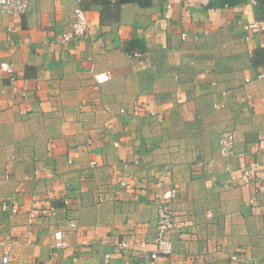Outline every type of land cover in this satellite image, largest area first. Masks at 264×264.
Here are the masks:
<instances>
[{"label": "crops", "instance_id": "crops-1", "mask_svg": "<svg viewBox=\"0 0 264 264\" xmlns=\"http://www.w3.org/2000/svg\"><path fill=\"white\" fill-rule=\"evenodd\" d=\"M78 6L90 28L63 41ZM255 21L264 22V0L0 8V60L14 69L0 67V264L5 249L8 264H264V30L248 27ZM100 73L110 80L97 83ZM225 130L236 141L228 157ZM238 154L259 162L257 180L231 178ZM172 187L173 252L152 259L156 196ZM32 210L41 216L30 223Z\"/></svg>", "mask_w": 264, "mask_h": 264}, {"label": "built area", "instance_id": "built-area-1", "mask_svg": "<svg viewBox=\"0 0 264 264\" xmlns=\"http://www.w3.org/2000/svg\"><path fill=\"white\" fill-rule=\"evenodd\" d=\"M32 0H0V8L9 14H24L28 11ZM81 2V0H78ZM252 30H264V22L263 21H255L250 23L248 26ZM90 28V21L87 15V12L81 6H78L74 11L73 21L71 24V29L67 33H63L62 38L63 41H69L74 38L83 37L86 32ZM182 37H186V33H182ZM1 55V52H0ZM0 67L4 70L8 75L13 76L14 69L11 65H9L6 61L0 60ZM264 73L258 74V78H263ZM110 80L109 73H100L96 75V81L99 84L105 83ZM250 81V78L246 79ZM235 135L231 130H225L221 134L220 139V153L223 156H231L235 153ZM238 169L240 174H235L230 165H228L229 171H232L231 178L234 181H240L242 183H250L258 179V167L259 162L253 161L249 162L245 154H238ZM93 164L96 162L93 161ZM36 172H38L36 170ZM178 198V189L177 187H172L167 190L162 191L156 196V206L158 210V222H157V235L155 239L156 249L150 254L152 259H156L161 257L162 255H167L173 252V243L170 237V233L175 227V219H176V211L174 204ZM4 208L7 209L8 205L4 204ZM20 205L14 204L12 211L18 212ZM29 222L32 223L36 218L41 215H37V213L32 210L29 214ZM55 243L54 247L60 248L66 245L63 235L61 231H57L55 233ZM128 243L122 241L119 244V248H126ZM110 254H106V258H109ZM237 259L235 255L233 257ZM1 261L4 264H8L11 261L10 251L5 249L3 251ZM124 264H139L131 259H126Z\"/></svg>", "mask_w": 264, "mask_h": 264}, {"label": "trees", "instance_id": "trees-1", "mask_svg": "<svg viewBox=\"0 0 264 264\" xmlns=\"http://www.w3.org/2000/svg\"><path fill=\"white\" fill-rule=\"evenodd\" d=\"M112 0H104L106 4L111 3ZM130 1H138L142 5H148L150 3V0H118V4H122L125 2H130Z\"/></svg>", "mask_w": 264, "mask_h": 264}]
</instances>
